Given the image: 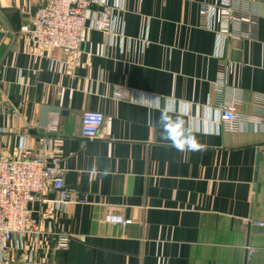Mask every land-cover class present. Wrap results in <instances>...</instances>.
<instances>
[{"label": "crops", "instance_id": "1", "mask_svg": "<svg viewBox=\"0 0 264 264\" xmlns=\"http://www.w3.org/2000/svg\"><path fill=\"white\" fill-rule=\"evenodd\" d=\"M45 2L0 0V158L17 156L26 130L37 154L36 136L57 116L52 139L64 184L86 204L58 211L54 192L34 199L41 233L9 244L14 262L264 264V0L249 9L252 41L201 28L200 8L215 0H123L124 11L113 13L123 40L88 29L80 52L54 63L25 32ZM220 72L249 119L232 132L221 130ZM166 102L194 150L177 151L162 137ZM85 111L106 116V137H82ZM57 234L72 238L67 248L56 249Z\"/></svg>", "mask_w": 264, "mask_h": 264}, {"label": "built area", "instance_id": "2", "mask_svg": "<svg viewBox=\"0 0 264 264\" xmlns=\"http://www.w3.org/2000/svg\"><path fill=\"white\" fill-rule=\"evenodd\" d=\"M254 0H215L214 4H202L200 26L215 33L223 40L252 41L256 37L257 20L249 13ZM124 11L123 0H115L114 7L107 0H46L35 12L31 24L25 29L30 44L50 52L52 63L60 54L80 52L84 34L91 31L104 34L110 42L125 38L115 19L114 11ZM88 23V24H87ZM148 41L145 44L148 45ZM232 90V89H230ZM231 92V91H230ZM225 84V74L220 72L214 83V93L221 101L218 105L222 114L224 132L236 131L241 124L249 122L238 112L241 103L240 92L230 95ZM116 97L128 100V94L118 91ZM262 107L263 100L257 99ZM108 119L101 112L85 111L81 114V135L88 140L106 137L104 129ZM58 132L57 116L53 118L45 133L36 136L37 154L28 141L33 140L30 130L23 132L19 153L10 159L0 158V264H16L9 253L11 242H20L25 234L39 235L40 225L33 220L29 204L37 197L54 192L55 210L86 204V199L70 190L64 184L63 171L56 158L57 148L52 136ZM3 130L0 129V141ZM107 222L126 226L129 222L120 217H107ZM264 227L263 223L257 224ZM56 249L68 247L71 237L56 235ZM253 251V250H252ZM24 264H38L29 259Z\"/></svg>", "mask_w": 264, "mask_h": 264}, {"label": "clouds", "instance_id": "3", "mask_svg": "<svg viewBox=\"0 0 264 264\" xmlns=\"http://www.w3.org/2000/svg\"><path fill=\"white\" fill-rule=\"evenodd\" d=\"M158 111L157 124L162 137L171 142L177 151L194 150L196 144L191 139L185 121L176 114L175 106L166 102Z\"/></svg>", "mask_w": 264, "mask_h": 264}, {"label": "water", "instance_id": "4", "mask_svg": "<svg viewBox=\"0 0 264 264\" xmlns=\"http://www.w3.org/2000/svg\"><path fill=\"white\" fill-rule=\"evenodd\" d=\"M5 36H6L5 32L0 27V46H1Z\"/></svg>", "mask_w": 264, "mask_h": 264}]
</instances>
